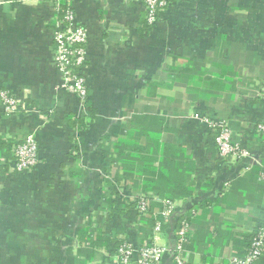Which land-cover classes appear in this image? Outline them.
Returning a JSON list of instances; mask_svg holds the SVG:
<instances>
[{
	"label": "crops",
	"instance_id": "crops-1",
	"mask_svg": "<svg viewBox=\"0 0 264 264\" xmlns=\"http://www.w3.org/2000/svg\"><path fill=\"white\" fill-rule=\"evenodd\" d=\"M55 1L0 0V91L19 100L11 112L0 100V141L9 150L33 134L38 144L34 167L0 164V264H117L118 238L136 250L148 240L127 205L138 193L111 183L112 140L135 115L161 117L162 141L192 167V195L175 199L196 204L186 264L239 256L227 241L264 216V0H174L149 27L142 0H68L87 32L84 101L53 63L64 20ZM207 119L225 121L248 155L221 160Z\"/></svg>",
	"mask_w": 264,
	"mask_h": 264
},
{
	"label": "built area",
	"instance_id": "built-area-1",
	"mask_svg": "<svg viewBox=\"0 0 264 264\" xmlns=\"http://www.w3.org/2000/svg\"><path fill=\"white\" fill-rule=\"evenodd\" d=\"M55 2L58 6L59 0ZM142 2L146 23L152 26L156 23L162 8L166 6V2L164 0H142ZM86 41V29L75 22L72 9L67 7L64 10V20L55 32L53 63L61 73L62 87L76 92L83 101L87 94L82 76ZM261 97L264 101V96ZM0 100L6 111L11 112L19 108V100L6 90L0 91ZM205 122L214 132V144L221 160H226L229 157L240 159L248 155L245 149L232 141L231 130L225 121L207 119ZM256 129L264 137V115L257 123ZM12 151L13 160L9 164L18 173L24 172L38 163V144L33 134H26L21 140L15 142ZM261 177H264V172ZM134 201L137 205V211L143 214H146L151 203L162 204L161 209H153L156 220L151 227L152 236L161 235L163 225L177 207L176 201L160 199L149 193L137 194ZM257 226H259L258 232L251 241L247 254L243 257L229 255L228 261L231 264H255L256 260L259 259L264 249V216ZM190 235L191 225L183 220L177 231V241L174 248L173 258L176 264H186V251L183 245ZM166 251V247L154 244V242L150 245L143 243L136 250L131 243L124 240L117 246L115 259L117 264H132L133 262L136 264H158Z\"/></svg>",
	"mask_w": 264,
	"mask_h": 264
},
{
	"label": "trees",
	"instance_id": "trees-1",
	"mask_svg": "<svg viewBox=\"0 0 264 264\" xmlns=\"http://www.w3.org/2000/svg\"><path fill=\"white\" fill-rule=\"evenodd\" d=\"M164 1L166 2V6L162 8L161 13L165 8L169 7L174 0ZM58 7L60 16L64 14L62 10H65L67 7L71 8L68 0H59ZM144 24L146 27L150 26L146 23L145 14ZM191 78L197 80L198 83H203L204 85L206 83L210 86L213 84L207 78L196 76L195 71H191ZM213 81L216 82L215 80ZM218 82L219 84L217 89L219 90L224 88L225 81L219 80ZM165 129L167 128L163 124V119L156 115H135L128 121L125 133L112 140L114 156L111 159V163H113L116 167L115 174L111 180L112 184H121L122 182H125V188L131 190L132 192H137L138 194L150 192L160 199L173 201L180 198L184 200L189 199L193 191L191 189L192 186H187V182L189 179L188 175L192 167H190V163L184 155V150L180 146H175L168 142L162 141V136ZM259 134L261 137H263L261 133ZM5 143L6 141H0V155H2V157H0L1 165H7L13 160L12 147L14 142H11L12 144L10 143L11 146L9 150H4L3 145ZM137 188L140 189L138 190L140 192L136 190ZM112 202L115 203V201ZM204 204L205 203H201L203 207L205 206ZM127 205L134 207L137 215L141 219V222L146 224L145 228L147 227V229L144 230L146 234L149 233V238L144 243L149 245L152 244L153 234L151 227L154 225L156 220L153 209H161L162 204L151 203V206L147 210L146 214L139 213L137 211V205L135 201L128 202ZM195 206L196 204H185L181 208L177 206L174 212L168 217V222H165L166 224L163 225L161 235H164L169 239V244L166 247L167 251L164 253L163 257H169L174 263L175 260L173 255L175 253L174 248L177 241V231L180 228L181 222L183 220L190 224V219L194 215L193 208ZM258 229L259 226H256L251 231V233L242 234L239 237L237 235H232L226 244L230 243L231 246H233L237 251H240L239 256L243 257L247 254L251 241L258 232ZM123 241L124 239L118 238L114 242L113 247L115 252L117 246ZM106 242L108 243V241ZM191 242L192 238L190 235L183 245L185 251L186 249L190 248ZM163 257L158 264H162ZM224 264L231 263L227 261ZM255 264H264V249L259 259L256 260Z\"/></svg>",
	"mask_w": 264,
	"mask_h": 264
},
{
	"label": "rangeland",
	"instance_id": "rangeland-1",
	"mask_svg": "<svg viewBox=\"0 0 264 264\" xmlns=\"http://www.w3.org/2000/svg\"><path fill=\"white\" fill-rule=\"evenodd\" d=\"M227 185V183H225V186ZM120 190L122 189V188H119ZM149 238V237H148ZM154 244H157L155 241H154ZM157 245H159V244H157ZM159 246H161V245H159Z\"/></svg>",
	"mask_w": 264,
	"mask_h": 264
}]
</instances>
